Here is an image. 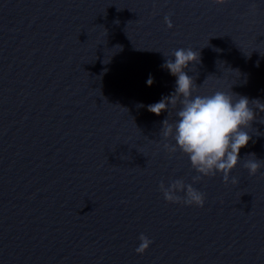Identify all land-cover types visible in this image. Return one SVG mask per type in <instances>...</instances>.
Instances as JSON below:
<instances>
[{
    "label": "water",
    "instance_id": "1",
    "mask_svg": "<svg viewBox=\"0 0 264 264\" xmlns=\"http://www.w3.org/2000/svg\"><path fill=\"white\" fill-rule=\"evenodd\" d=\"M177 48L200 55L195 94L264 103V0H0V264H264V167L242 166L264 124L238 183H193L146 107L174 90ZM175 179L204 205L166 202Z\"/></svg>",
    "mask_w": 264,
    "mask_h": 264
},
{
    "label": "clouds",
    "instance_id": "2",
    "mask_svg": "<svg viewBox=\"0 0 264 264\" xmlns=\"http://www.w3.org/2000/svg\"><path fill=\"white\" fill-rule=\"evenodd\" d=\"M226 2L227 0H214L217 5ZM164 19L166 25L171 28L170 19L167 16ZM171 55L174 60L166 59L162 67L176 77L175 88L169 95L162 96L158 102L146 106L149 112L157 116L163 111L168 113V117L161 122L160 129V134L165 140L164 150L171 154L179 149L188 156L191 167L198 173L192 177L193 183L204 176H214L217 172L223 174V182L238 183L236 177L229 181V173L242 160L240 149L246 147L252 139L244 129L252 127L255 120L264 124V118L258 119L260 113L264 112V103L259 99L249 100L246 96L234 99L233 95L223 91H215L210 95L195 94L199 88L195 77L188 75L185 69H188L192 62H200L199 53L190 48H177ZM145 83L147 86L154 83L151 74ZM137 107L145 105L138 103ZM173 115L175 119L170 122L169 117ZM169 138L175 143H170ZM247 156L252 158L243 159L242 166L248 170L250 176L255 175L264 167V160L257 159L253 153ZM159 190L166 202H182L199 207L205 202V194L192 184H185L182 179L172 180L167 186L161 181ZM138 239L140 243L135 251L143 254L152 241L143 233Z\"/></svg>",
    "mask_w": 264,
    "mask_h": 264
}]
</instances>
